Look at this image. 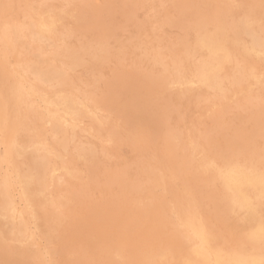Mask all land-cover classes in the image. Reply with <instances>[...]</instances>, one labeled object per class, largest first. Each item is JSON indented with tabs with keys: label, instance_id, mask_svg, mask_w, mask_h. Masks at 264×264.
Wrapping results in <instances>:
<instances>
[{
	"label": "rangeland",
	"instance_id": "1",
	"mask_svg": "<svg viewBox=\"0 0 264 264\" xmlns=\"http://www.w3.org/2000/svg\"><path fill=\"white\" fill-rule=\"evenodd\" d=\"M0 1V264H264V0Z\"/></svg>",
	"mask_w": 264,
	"mask_h": 264
},
{
	"label": "bare ground",
	"instance_id": "2",
	"mask_svg": "<svg viewBox=\"0 0 264 264\" xmlns=\"http://www.w3.org/2000/svg\"><path fill=\"white\" fill-rule=\"evenodd\" d=\"M33 1H34V0H33ZM36 1H37V0H36ZM47 1H48V0H47ZM88 1H89V0H88ZM120 1H121V0H120ZM179 1H180V0H179ZM191 1H192V0H191ZM234 1H235V0H234ZM0 2H1V1H0ZM45 2H46V1H45ZM84 2H86V1H84ZM84 2H82V3H84ZM127 2H128V0H127ZM176 2H177V1H176ZM197 2H198V1H197ZM225 2H226V1H225ZM253 2H254V1H253ZM261 2H262V1H261ZM26 3H27V2H26ZM90 3H91V1H90ZM104 3H106V2H104ZM159 3H160V2H159ZM168 3H169V2H168ZM201 3H202V2H201ZM226 3H227V2H226ZM238 3H239V2H238ZM259 3H260V2H259ZM259 3H258V5H259ZM10 4L12 5L13 2L11 3V1H10ZM17 4H18V3H17ZM27 4H28V3H27ZM44 4H45V3H44ZM44 4H43V5H44ZM76 4H77V3H76ZM79 4H80V3H79ZM106 4H107V3H106ZM124 4H125V3H124ZM165 4H166V3H165ZM188 4H189V3H188ZM228 4H229V3H228ZM249 4H250V3H249ZM251 4L253 5V3H251ZM251 4H250V5H251ZM261 4H262V3H261ZM64 5H65V4H64ZM159 5H160V4H159ZM189 5H190V4H189ZM243 5H244V4H243ZM250 5H247V6L251 8ZM1 6H2V5H1ZM45 6H46V5H45ZM54 6H55V4H54ZM54 6H53V7H54ZM68 6H69V4H68ZM72 6H73V5H72ZM77 6H78V5H77ZM88 6H90V5H88ZM100 6H101V5H100ZM109 6H111V5H109ZM116 6H117V5H116ZM157 6H158V5H157ZM183 6H184V5H183ZM193 6H194V5H193ZM247 6H246V7H247ZM261 6H262V5H261ZM16 7H17V6H16ZM36 7H37V6H36ZM38 7L40 8V7H42V6H38ZM70 7H71V6H70ZM70 7H69V8H70ZM79 7H80V6H79ZM102 7H103V6H102ZM125 7H126V6H125ZM142 7H143V6H142ZM170 7H171V6H170ZM241 7H242V6H241ZM258 7H259V6H258ZM4 8H5V7H4ZM4 8H3V9H4ZM29 8H30V7H29ZM87 8H88V7H87ZM106 8H107V7H106ZM108 8H109V7H108ZM138 8H139V7H138ZM171 8H172V7H171ZM171 8H170V9H171ZM174 8H175V7H174ZM253 8H254V7H253ZM253 8H252V9H253ZM3 9H2V10H3ZM14 9H16V8H14ZM18 9H19V8H18ZM24 9H25V8H24ZM36 9H37V8H36ZM36 9H34V10H36ZM50 9H52V8H50ZM56 9H57V8H56ZM90 9H91V8H90ZM109 9H111V8H109ZM119 9H120V8H119ZM132 9H133V8H132ZM158 9H159V8H158ZM191 9H192V8H191ZM11 10H12V9H11ZM31 10H32V9H31ZM31 10H30V11H31ZM53 10H54V9H53ZM68 10H69V9H68ZM70 10H71V9H70ZM79 10H80V9H79ZM117 10H118V8H117ZM151 10H153V9H151ZM248 10H249V9H248ZM14 11H15V10H14ZM47 11H48V10H47ZM57 11H58V10H57ZM57 11H56V12H57ZM60 11H61V10H60ZM74 11H75V10H74ZM100 11H101V10H100ZM171 11H172V10H171ZM174 11H175V9H174ZM263 11H264V9H263ZM2 12H3V11H2ZM45 12H46V11H45ZM49 12H50V11H49ZM49 12H48V13H49ZM75 12H76V11H75ZM162 12H163V11H162ZM41 13H42V12H41ZM46 13H47V12H46ZM129 13H130V12H129ZM3 14H4V13H3ZM20 14H21V13H20ZM35 14H36V13H35ZM35 14H33V15H35ZM49 14H51V13H49ZM94 14H95V13H94ZM131 14H132V13H131ZM137 14H138V13H137ZM155 14H156V13H155ZM155 14H153V15H155ZM175 14H176V13H175ZM26 15H27V14H26ZM38 15H40V14H38ZM63 15H64V13H63ZM65 15H67V14H65ZM99 15H100V14H99ZM153 15H152V17H153ZM165 15H166V14H165ZM8 16H9V15H8ZM40 16H41V15H40ZM44 16H45V15H44ZM49 16H50V15H49ZM69 16H71V15H69ZM72 16H73V15H72ZM78 16H79V15H78ZM106 16H107V15H106ZM129 16H130V15H129ZM137 16H138V15H137ZM157 16H158V13H157ZM2 17H3V16H2ZM10 17H11V16H10ZM35 17H36V16H35ZM45 17H46V16H45ZM45 17H44V18H45ZM50 17H51V16H50ZM52 17H53V16H52ZM58 17H59V16H58ZM60 17H61V16H60ZM65 17H66V16H65ZM75 17H77V16H75ZM80 17H81V16H80ZM152 17H151V18H152ZM171 17H172V16H171ZM4 18H5V17H4ZM12 18H13V16H12ZM38 18L40 19L41 17H38ZM46 18H47V17H46ZM46 18H45V19H46ZM53 18H54V17H53ZM77 18H78V17H77ZM82 18H83V17H82ZM82 18H81V19H82ZM96 18H97V17H96ZM100 18H101V17H100ZM148 18H149V16H148ZM178 18H179V17H178ZM9 19H10V18H9ZM51 19H52V18H51ZM94 19H95V18H94ZM131 19H132V18H130V20H131ZM6 20H7V19H6ZM70 20H71V19H70ZM75 20H76V19H75ZM127 20H129V19H127ZM140 20H141V19H140ZM140 20H139V21H140ZM212 20H213V19H212ZM214 20H215V19H214ZM10 21H11V20H10ZM47 21H48V19H47ZM80 21H81V20H80ZM85 21H86V20H85ZM134 21H135V20H134ZM201 21H202V20H201ZM1 22H2V21H1ZM3 22H4V20H3ZM17 22H18V21H17ZM35 22H36V21H35ZM38 22H39V21H38ZM43 22H44V20H43ZM43 22H41V23H43ZM54 22H55V21H54ZM126 22H127V21H126ZM135 22H136V21H135ZM153 22H154V21H153ZM212 22H213V21H212ZM7 23H8V21H7ZM55 23H56V22H55ZM64 23H65V22H64ZM64 23H63V24H64ZM87 23H88V22H87ZM122 23H123V22H122ZM127 23H128V22H127ZM129 23H130V22H129ZM129 23H128V25H129ZM165 23H166V22H165ZM209 23H210V22H209ZM20 24H21V23H20ZM76 24H77V23H76ZM81 24H82V23H81ZM124 24H125V23H124ZM166 24H168V23H166ZM214 24H215V23H214ZM230 24H231V23H230ZM1 25H2V24H1ZM5 25H6V24H5ZM16 25H17V24H16ZM18 25H19V24H18ZM48 25H49V24H48ZM77 25H78V24H77ZM84 25H86V24H84ZM154 25H155V24H154ZM231 25H232V24H231ZM231 25H230V26H231ZM37 26H38V25H37ZM44 26H45V25H44ZM51 26H52V25H51ZM60 26H61V25H60ZM68 26H69V23H68ZM86 26H87V25H86ZM135 26H136V24H135ZM141 26H142V25H141ZM145 26H146V25H145ZM145 26H144V27H145ZM170 26H171V25H170ZM214 26H215V25H214ZM6 27H7V26H6ZM45 27H47V24H46ZM52 27H53V26H52ZM118 27H119V26H118ZM122 27H123V26H122ZM122 27H121V28H122ZM124 27H125V26H124ZM158 27H159V26H158ZM236 27H237V26H236ZM236 27L234 26L233 28L235 29ZM42 28H43V26H42ZM47 28H48V27H47ZM49 28H50V27H49ZM53 28H54V27H53ZM138 28H139V27H138ZM3 29H4V28H3ZM7 29H8V28H7ZM44 29H45V28H44ZM154 29H155V28H154ZM201 29H202V28H201ZM203 29H204V28H203ZM8 30H9V29H8ZM57 30H58V29H57ZM88 30H89V29H88ZM119 30H120V29H119ZM128 30H129V29H128ZM193 30H194V29H193ZM205 30H206V29H205ZM230 30H231V29H230ZM58 31H59V30H58ZM76 31H78V30H76ZM231 31H232V30H231ZM235 31H236V30H235ZM1 32L4 33V31H1ZM9 32H10V31H9ZM50 32H51V31H50ZM126 32H129V31H126ZM236 32H237V31H236ZM24 33H25V32H24ZM48 33H49V32H48ZM59 33H61V32H59ZM75 33H77V32H75ZM75 33H74V34H75ZM109 33H111V32H109ZM123 33H125V32H123ZM152 33H153V32H152ZM181 33H182V32H181ZM199 33H200V32H199ZM46 34H47V33H46ZM50 34H51V33H50ZM114 34H115V33H114ZM153 34H154V33H153ZM196 34H198V33H196ZM232 34H233V33H232ZM27 35H28V34H27ZM54 35H55V34H54ZM57 35H58V34H57ZM72 35H73V34H72ZM115 35H116V34H115ZM130 35H131V34H130ZM199 35H200V34H199ZM3 36H4V35H3ZM52 36H53V35H52ZM83 36H85V35L83 34ZM90 36H91V35H90ZM197 36H198V35H197ZM135 37H136V36H135ZM52 38H53V37H52ZM57 38H58V37H57ZM75 38H76V37H75ZM127 38H129V37H127ZM1 39H2V38H1ZM4 39H5V36H4ZM25 39H26V38H25ZM122 39H123V38H122ZM125 39H126V38H125ZM130 39H131V38H130ZM178 39H179V38H178ZM5 40H6V39H5ZM5 40H4V41H5ZM26 40H27V39H26ZM50 40H51V39H50ZM76 40H77V39H76ZM97 40H98V39H97ZM102 40H103V39H102ZM107 40H108V39H107ZM115 40H116V39H115ZM141 40H142V39H141ZM147 40H148V39H147ZM24 41H25V40H24ZM27 41H28V40H27ZM66 41H67V40H66ZM80 41H81V40H80ZM105 41H106V40H105ZM109 41H111V40H109ZM143 41H144V40H143ZM8 42H9V41H8ZM62 42H63V41H62ZM93 42H94V41H93ZM128 42H129V41H128ZM128 42H127V43H128ZM131 42H132V41H131ZM149 42H150V41H149ZM6 43H7V42H6ZM78 43H79V42H78ZM104 43H105V42H104ZM129 43H130V42H129ZM197 43H199V42H197ZM9 44H10V43H9ZM27 44H28V43H27ZM32 44H33V43H32ZM68 44H69V43H68ZM74 44H75V43H74ZM102 44H103V43H102ZM106 44H107V42H106ZM111 44H112V43H111ZM174 44H175V43H174ZM10 45H12V43H11ZM39 45H40V44H39ZM94 45H95V44H94ZM107 45H108V44H107ZM126 45H127V44H126ZM150 45H151V43H150ZM192 45H193V44H192ZM13 46H14V45H13ZM33 46H34V45H33ZM33 46H32V47H33ZM35 46H36V45H35ZM37 46H38V44H37ZM69 46H70V45H69ZM101 46H102V45H101ZM74 47H75V46H74ZM142 47H143V46H142ZM166 47H167V46H166ZM188 47H190V46H188ZM10 48H11V46H10ZM16 48H17V46H16ZM36 48H37V47H36ZM68 48H69V47H68ZM68 48H67V49H68ZM164 48H165V47H164ZM167 48H168V47H167ZM190 48H191V47H190ZM23 49H24V48H23ZM37 49H38V48H37ZM159 49H160V48H159ZM170 49H171V48H170ZM43 50H44V49H43ZM156 50H157V49H156ZM171 50H172V49H171ZM171 50H170V51H171ZM17 51H18V50H17ZM20 51H21V50H20ZM20 51H18V52H20ZM51 51H53V50H51ZM2 52H3V51H2ZM45 52H46V51H45ZM161 52H162V51H161ZM21 53H22V51H21ZM49 53H50V52H49ZM51 53H52V52H51ZM46 54H47V53H46ZM58 54H59V53H58ZM64 54H65V53H64ZM158 54H159V53H158ZM10 55H11V54H10ZM25 55H26V54H25ZM53 55H54V54H53ZM8 56H9V55H8ZM0 57H1V56H0ZM48 57H49V56H48ZM124 58H125V57H124ZM12 59H14V58H12ZM16 59H17V58H16ZM49 60H50V59H49ZM5 63H6V62H5ZM259 63H260V62H259ZM10 64H11V63H10ZM17 65H18V63H17ZM19 65H21V62H20ZM19 65H18V66H19ZM94 65H95V64H94ZM43 66H44V65H43ZM52 66H53V65H52ZM130 66H131V65H130ZM21 67H22V66H21ZM8 68H9V67H8ZM8 68H7V69H8ZM14 68H15V67H14ZM133 68H134V67H133ZM170 68H171V67H170ZM260 68H261V67H260ZM4 69H5V68H4ZM136 69H137V67H136ZM138 69H140V68H138ZM13 70H14V69H13ZM176 70H177V69H176ZM254 70H255V69H254ZM15 71H16V70H15ZM17 71H18V69H17ZM186 71H187V70H186ZM68 72H69V71H68ZM82 72H83V71H82ZM6 73H7V72H6ZM16 73H17V72H16ZM102 73H103V72H102ZM131 73H133V72H131ZM141 73H143V71H142ZM177 73H179V72L177 71ZM177 73H175V74H177ZM14 74H15V73H14ZM71 74H72V73H71ZM134 74H135V73H134ZM15 75H18V74H15ZM100 75H101V74H100ZM158 75H159V74H158ZM179 75H180V74H179ZM78 76H79V75H78ZM112 76H113V75H112ZM154 76H155V75H154ZM171 76H172V75H171ZM174 76H175V75H174ZM13 77H14V76H13ZM20 77H21V76H20ZM136 77H137V76H136ZM6 78H7V76H6ZM70 78H71V77H70ZM151 78H152V77H151ZM170 78H171V77H170ZM177 78H178V77H177ZM11 79H12V78H11ZM20 79H21V78H20ZM178 79H179V78H178ZM25 80H26V79H25ZM157 80H158V79H157ZM8 81H9V80H8ZM154 81H155V80H154ZM261 81H262V80H261ZM179 82H180V81H179ZM12 84H14V83H12ZM21 84H22V83H21ZM29 84H30V83H29ZM33 84H34V83H33ZM262 84H263V83H262ZM262 84H261V85H262ZM23 85H24V83H23ZM26 85H27V84H26ZM34 85H35V84H34ZM34 85H33V86H34ZM192 85H193V84H192ZM258 85H259V84H258ZM10 86H11V85H10ZM24 86H25V85H24ZM29 86H30V85H29ZM38 86H40V85H38ZM41 86H42V84H41ZM174 86L176 87V85H174ZM182 86H183V85H182ZM7 87H9V86H7ZM22 87H23V86H22ZM12 88H13V87H12ZM14 88H15V87H14ZM24 88H26V87H24ZM34 88H35V86H34ZM76 88H77V87H76ZM168 88H169V86H168ZM176 88H177V87H176ZM193 88H194V87H193ZM17 89H19V88H17ZM28 89H29V88H28ZM44 89H45V88H44ZM74 89H75V88H74ZM187 89H188V88H187ZM10 90H11V89H10ZM26 90H27V89H26ZM30 90H31V89H30ZM78 90H79V89H78ZM8 91H9V90H8ZM21 91H22V90H21ZM21 91H20V92H21ZM39 91H40V90H39ZM39 91H37L38 94H39ZM51 91H52V90H51ZM53 91H54V90H53ZM59 91H60V90H59ZM68 91H69V90H68ZM80 91H81V90H80ZM176 91H177V90H176ZM176 91H175V92H176ZM56 92H58V91H56ZM64 92H65V91H64ZM77 92H78V91H77ZM252 92H253V91H252ZM31 93H32V92H31ZM45 93H46V92H45ZM45 93H44V95H45ZM47 93H49V91H48ZM67 93H69V92H67ZM96 93H97V92H96ZM172 93H173V92H172ZM176 93H177V92H176ZM24 94H26V93H24ZM33 94H34V92H33ZM49 94H50V93H49ZM178 94H179V93H178ZM11 95H12V94H11ZM26 95H27V94H26ZM31 95H32V94H31ZM54 95H55V94H54ZM79 95H80V94H79ZM170 95H172V94L170 93ZM176 95H177V94H176ZM28 96H30V95H28ZM35 96H36V95H35ZM42 96H43V95H42ZM101 96H102V95H101ZM166 96H167V95H166ZM253 96H254L253 98H255V95H253ZM256 96H257V95H256ZM16 97H17V96H16ZM26 97H27V96H26ZM82 97H83V96H82ZM145 97H146V95H145ZM163 97H164V96H163ZM169 97H171V96H169ZM174 97H175V96H174ZM239 97H240V96H239ZM259 97H260V96H259ZM19 98H20V97H19ZM21 98H22V96H21ZM83 98H84V97H83ZM222 98H223V97H222ZM257 98H258V97H257ZM26 99H27V98H26ZM36 99H37V98H36ZM88 99H89V98H87V100H88ZM169 99H170V98H169ZM255 99H256V98H255ZM255 99H254V100H255ZM22 100H23V99H22ZM24 100H25V99H24ZM24 100H23V101H24ZM28 100H30V98H29ZM28 100H26V102H27ZM160 100H161V99H160ZM165 100H166V99H165ZM19 101H20V100H19ZM19 101H18V103H20ZM23 101H22V102H23ZM39 101H40V99H39ZM222 101H223V100H222ZM10 102H11V100H10ZM24 102H25V101H24ZM93 102H94V101H93ZM153 102L155 103V101H153ZM241 102H242V101H241ZM241 102H240V103H241ZM259 102H260V101H259ZM4 103H5V102H4ZM4 103H3V104H4ZM83 103H84V102H83ZM87 103H88V102H87ZM160 103H161V102H160ZM167 103H168V102H167ZM218 103H220V102L218 101ZM237 103H238V101H237ZM243 103H244V102H243ZM249 103H250V102H249ZM261 103H262V102H261ZM263 103H264V102H263ZM25 104H26V103H25ZM29 104H30V102H29ZM33 104H34V103H33ZM40 104H41V103H40ZM40 104H39V105H40ZM150 104H151V105H150V107H151V106H152V102H151ZM222 104H224V103H222ZM227 104H228V103H227ZM227 104H226V105H227ZM251 104H252V103H251ZM23 105H24V104H23ZM155 105H156V104H155ZM168 105H170V103H169ZM235 105H236V103H235ZM240 105L242 106V104H240ZM244 105H245V103H244ZM247 105H248V104H247ZM254 105H257V102H256ZM258 105H259V104H258ZM262 105H263V104H262ZM33 106H34V105H33ZM44 106H45V105H44ZM88 106H89V105H88ZM158 106L160 107L161 105L158 104ZM162 106H163V105H162ZM164 106H165V105H164ZM23 107H24V106H23ZM25 107H26V106H25ZM30 107H31V104H30ZM51 107H52V106H51ZM93 107H94V106H93ZM145 107H146V106H145ZM159 107H158V108H159ZM220 107H221V106H220ZM225 107H226V106H225ZM229 107H231V106H229ZM235 107H236V106H235ZM251 107H252V106H251ZM257 107H258V106H257ZM39 108L42 109V107H39ZM46 108H47V107H46ZM53 108H54V107H53ZM115 108H116V107H115ZM121 108H122V107H121ZM147 108H148V107H147ZM162 108H163V107H162ZM244 108H245V107H244ZM246 108H247V107H246ZM254 108H255V107H254ZM145 109H146V108H145ZM150 109H151V108H150ZM164 109H167V108L165 107ZM220 109H221V108H220ZM227 109H228V108H227ZM231 109H232V108H231ZM249 109H250V108H249ZM249 109H248V110H249ZM17 110H18V108H17ZM29 110H31V109L29 108ZM34 110H35V109H34ZM93 110H94V109H93ZM129 110H130V109H129ZM132 110H133V109H132ZM156 110H157V109H156ZM168 110H169V109H168ZM168 110H166V111H168ZM225 110H226V109H225ZM244 110H245V109H244ZM244 110H243V111H244ZM20 111H21V110H20ZM39 111H40V110H39ZM58 111H59V110H58ZM152 111H153V109H152ZM157 111H158V110H157ZM160 111H161V110H160ZM233 111H234V110H233ZM239 111H240V110H239ZM27 112H28V111H27ZM45 112H47V111H45ZM56 112H57V109H56ZM59 112H60V111H59ZM67 112H68V111H67ZM95 112H96V111H95ZM102 112H103V111H102ZM106 112H107V111H106ZM132 112H133V111H132ZM155 112H156V111H155ZM22 113H23V112H22ZM22 113H21V114H22ZM24 113H25V112H24ZM28 113H29V112H28ZM37 113H38V112H37ZM125 113H126V111H125ZM147 113H149V112H147ZM150 113H151V112H150ZM160 113H161V112H160ZM160 113L158 114V116L160 115ZM164 113H165V112H164ZM164 113H163V114H164ZM166 113H167V112H166ZM221 113H222V112H221ZM227 113H228V112H227ZM25 114H26V113H25ZM101 114H102V113H101ZM130 114H131V113H130ZM135 114H136V113H135ZM140 114H142V110H141V113H140ZM151 114H152V113H151ZM156 114H157V113H156ZM230 114H231V113H230ZM5 115H6V114H5ZM28 115H29V114H27V116H28ZM45 115H46V113H45ZM107 115H108V114H107ZM132 115H133V114H132ZM168 115H170V114H168ZM242 115H243V114H242ZM8 116H9V115H8ZM50 116H53V115H50ZM60 116H61V114H60ZM60 116H59V117H60ZM97 116H98V114H97ZM122 116H124V115H122ZM128 116H129V115H128ZM139 116H140V115H139ZM142 116H143V115H142ZM158 116H157V117H158ZM161 116H162V115H161ZM231 116H232V115H231ZM248 116H249V115H248ZM258 116H259V115H258ZM261 116H262V115H261ZM4 117H5V116H4ZM44 117H45V116H44ZM55 117H56V116H55ZM103 117H104V116H103ZM103 117H102V118H103ZM126 117H127V116H126ZM133 117H134V116H133ZM135 117H136V116H135ZM152 117H153V116H152ZM152 117H150V120H151ZM162 117H164V116H162ZM162 117H161V118H162ZM221 117H222V116H221ZM251 117H252V116H251ZM256 117H257V116H256ZM8 118H9V117H8ZM28 118H29V117H28ZM63 118H64V117H63ZM142 118H143V117H142ZM142 118H141V119H142ZM145 118H146V117H145ZM145 118H144V119H145ZM165 118H166V117H165ZM167 118H168V117H167ZM209 118H210V117H209ZM213 118H214V115H213ZM249 118H250V117H249ZM35 119H36V117H35ZM45 119H46V118H44V120H45ZM47 119H48V118H47ZM112 119H113V118H112ZM117 119H119V118H117ZM134 119H135V118H134ZM144 119H143V120H144ZM216 119H217V118H216ZM247 119H248V117H247ZM3 120H5V119L3 118ZM21 120H22V119H21ZM25 120H26V119H25ZM54 120H55V119H54ZM101 120H102V119H101ZM155 120H156V119H155ZM210 120H212V119H210ZM210 120H209V121H210ZM220 120H221V119H220ZM257 120H258V119H257ZM26 121H28V120H26ZM39 121H40V120H39ZM67 121H68V120H67ZM102 121H103V120H102ZM116 121H117V120H116ZM119 121H121V120H119ZM125 121H126V120H125ZM125 121H124V123H125ZM164 121H165V120H164ZM204 121H205V120H204ZM209 121H208V122H209ZM212 121H213V120H212ZM223 121H224V120H223ZM225 121H226V120H225ZM258 121H259V120H258ZM35 122H36V121H35ZM122 122H123V121H122ZM126 122L128 123V121H126ZM133 122H134V121H133ZM157 122H158V121H157ZM220 122H221V121H220ZM29 123H30V122H29ZM106 123H107V122H106ZM114 123H115V122H114ZM118 123H119V122H118ZM120 123H121V122H120ZM124 123H123V125H124ZM141 123H143V122L141 121ZM158 123H159V122H158ZM216 123H217V122H216ZM231 123H232V122H231ZM3 124H4V122H3ZM3 124H2V125H3ZM102 124H103V122H102ZM121 124H122V123H121ZM128 124H129V123H128ZM128 124H127V125H128ZM130 124H131V123H130ZM137 124H138V123H137ZM144 124H146V123H144ZM167 124H168V122H167ZM198 124H199V123H198ZM225 124H227V123H225ZM228 124H229V123H228ZM228 124H227V125H228ZM6 125H7V124H6ZM42 125H43V124H42ZM42 125H41V126H42ZM46 125H48V124H46ZM78 125H79V124H78ZM86 125H87V124H86ZM127 125H126V128H127ZM133 125H135V124H133ZM139 125H141V124H139ZM146 125H147V124H146ZM160 125H161V124H159V126H160ZM201 125H202V123H201ZM213 125H214V124H213ZM48 126H49V125H48ZM121 126H122V125H121ZM162 126H163V125H162ZM162 126H161V127H162ZM196 126H197V125H196ZM196 126H195V127H196ZM198 126H199V125H198ZM210 126H211V125H210ZM210 126H209V127H210ZM216 126H217V125H216ZM225 126H226V125H225ZM45 127H46V126H45ZM93 127H94V125H93ZM124 127H125V126H124ZM134 127H135V126H134ZM142 127H143V126H142ZM145 127H146V126H145ZM164 127H165V126H164ZM226 127H227V126H226ZM64 128H65V127H64ZM78 128H79V127H78ZM108 128H109V127H108ZM147 128H148V126H147ZM153 128H154V127H153ZM204 128H205V126H204ZM24 129H25V128H24ZM43 129H44V128H43ZM66 129H67V128H66ZM132 129H133V128H132ZM134 129H136V128H134ZM165 129H166V128H165ZM168 129H169V127H168ZM195 129H196V128H195ZM11 130H12V129H11ZM11 130H10V131H11ZM38 130H39V129H38ZM89 130H90V129H89ZM119 130H121V129H119ZM138 130H139V129H138ZM138 130H137V131H138ZM157 130H158V129H157ZM198 130H199V129H198ZM204 130H205V129H204ZM209 130H210V128H209ZM215 130H216V129H215ZM226 130H227V129H226ZM30 131H31V130H30ZM90 131H91V130H90ZM123 131H125V130H123ZM123 131H121V132L123 133ZM140 131H141V130H140ZM148 131H149V130H148ZM151 131H152V130H151ZM165 131H166V130H165ZM172 131H174V130H172ZM207 131H208V130H207ZM210 131H211V130H210ZM93 132H94V131H93ZM111 132H112V131H111ZM121 132H120V133H121ZM132 132H135V131L132 130ZM174 132H175V131H174ZM0 133H1V132H0ZM44 133H46V132H44ZM47 133H48V132H47ZM49 133H50V132H49ZM98 133H99V132H98ZM101 133H103V132H101ZM115 133H116V131H115ZM195 133H196V131H195ZM208 133H209V132H207L206 136L208 135ZM222 133H223V132H222ZM247 133H248V132H247ZM259 133H260V132H259ZM259 133H258V134H259ZM10 134H11V133H10ZM90 134H91V132H90ZM107 134H108V133H107ZM124 134H125V133H124ZM138 134H139V133H138ZM170 134H171V133H170ZM202 134H203V133H202ZM260 134H261V133H260ZM12 135H13V134H12ZM12 135H11V136H12ZM40 135H41V134H40ZM48 135H49V134H48ZM75 135H76V134H75ZM108 135H109V134H108ZM108 135H107V137H108ZM176 135H177V134H176ZM180 135H181V134H180ZM200 135H201V134H200ZM204 135H205V134H204ZM0 136H1V134H0ZM114 136H115V134H114ZM123 136H124V135H123ZM123 136H122V137H123ZM172 136H173V135H172ZM191 136H193V135H191ZM198 136H199V135H198ZM214 136H215V135H214ZM37 137H38V136H37ZM169 137H170V136H169ZM177 137H178V136H177ZM209 137H210V136H209ZM218 137H219V136H218ZM45 138H46V137H45ZM49 138H50V137H49ZM55 138H56V137H55ZM120 138H121V137H120ZM120 138H119V139H120ZM126 138H127V137H126ZM143 138H145V137H143ZM170 138H171V137H170ZM191 138H192V137H191ZM191 138H190V139H191ZM196 138H197V137H196ZM203 138H206V137H203ZM247 138H248V137H247ZM6 139H7V138H6ZM50 139H51V138H50ZM78 139H79V138H78ZM111 139H112V137H111ZM145 139H146V138H145ZM145 139H143V140H145ZM168 139H169V138H168ZM176 139H177V138H176ZM199 139H200V138H199ZM259 139H260V138H259ZM51 140H52V139H51ZM102 140H103V139H102ZM115 140H116V139H115ZM166 140H167V139H166ZM169 140H170V139H169ZM169 140H167V141L169 142ZM174 140H175V139H174ZM178 140H179V138H178ZM202 140H203V139H202ZM204 140H205V139H204ZM251 140H253V139H251ZM69 141H70V140H69ZM148 141H149V140H148ZM176 141H177V140H176ZM189 141H191V140H189ZM197 141H198V140H197ZM200 141H201V140H200ZM225 141H226V140H225ZM260 141H261V139H260ZM50 142H51V141H50ZM81 142H82V140H81ZM104 142H105V141H104ZM142 142H143V141H142ZM179 142H180V141H179ZM187 142H188V141H187ZM198 142H199V141H198ZM75 143H76V142H75ZM174 143H175V142H174ZM191 143H192V142H191ZM3 144H4V143H3ZM56 144H57V143H56ZM141 144H142V143H141ZM166 144H167V143H166ZM175 144H176V143H175ZM178 144H179V143H178ZM183 144H184V143H183ZM183 144H182V145H183ZM0 145H1V144H0ZM10 145H11V144H10ZM84 145H85V144H84ZM107 145H108V144H107ZM109 145H112V146H113V144H111V142H109ZM147 145H148V144H147ZM170 145H173V144H170ZM190 145H191V144H190ZM190 145H189V146H190ZM193 145H194V144H193ZM198 145H199V144H198ZM87 146H88V145H87ZM143 146H144V145H143ZM143 146H142V147H143ZM159 146H161V145H159ZM195 146H196V145H195ZM201 146H202V145H201ZM206 146H207V145H206ZM249 146H250V145H249ZM0 147H1V146H0ZM10 147H11V146H10ZM139 147H140V146H139ZM176 147H177V146H176ZM196 147H197V146H196ZM202 147H203V146H202ZM111 148H112V147H111ZM148 148H149V146H148ZM148 148H147V149H148ZM162 148H163V146H162ZM164 148H165V147H164ZM166 148H167V147H166ZM207 148H209V146H208ZM248 148H249V147H248ZM52 149H53V148H52ZM75 149H76V148H75ZM145 149H146V146H145ZM152 149H153V148H152ZM181 149H182V148H181ZM185 149H187V148H185ZM195 149H196V148H195ZM195 149H194V150H195ZM209 149H210V148H209ZM222 149H223V148H222ZM0 150H1V149H0ZM56 150H57V149H56ZM58 150H59V149H58ZM100 150H101V149H100ZM148 150H149V149H148ZM156 150H157V149H156ZM178 150H179V148H178ZM178 150H177V151H178ZM182 150H184V147H183ZM188 150H189V149H188ZM191 150H193V149H191ZM211 150H212V149H211ZM213 150H214V148H213ZM257 150H259V149H257ZM260 150H261V149H260ZM51 151H52V150H51ZM60 151H61V150H60ZM75 151H76V150H75ZM75 151H74V152H75ZM161 151H162V150H161ZM166 151H167V150H166ZM166 151H165V152H166ZM3 152H4V149H3ZM3 152H1V153H3ZM6 152H7V151H6ZM72 152H73V150H72ZM72 152H71V153H72ZM145 152H147V151H145ZM159 152H160V151H159ZM48 153H49V152H48ZM64 153H65V152H64ZM147 153H148V152H147ZM150 153H151V152H150ZM160 153H161V152H160ZM168 153H169V152H168ZM185 153L187 154V152H185ZM192 153H193V152H192ZM194 153H195V152H194ZM238 153H239V152H238ZM3 154H4V153H3ZM3 154H2V155H3ZM89 154H90V153H89ZM111 154H112V153H111ZM151 154H154V153H151ZM156 154H157V153H156ZM161 154H162V153H161ZM161 154H160V155H161ZM164 154H165V153H164ZM180 154H181V152H180ZM219 154H220V153H219ZM221 154H222V153H221ZM234 154H235V153H234ZM258 154H259V153H258ZM6 155H7V154H6ZM11 155H12V154H11ZM51 155H52V154H51ZM181 155H182V154H181ZM191 155H192V154H191ZM213 155H214V154H213ZM216 155H217V154H216ZM231 155H232V154H231ZM16 156H17V155H16ZM97 156H98V155H97ZM150 156H151V155H150ZM167 156H168V154H167ZM179 156H180V155H178L177 157H179ZM183 156H184V154H183ZM189 156H190V155H189ZM218 156H219V155H218ZM232 156H233V155H232ZM112 157H113V156H112ZM151 157H152V156H151ZM151 157H150V158H151ZM200 157H201V156H200ZM236 157H237V156H236ZM240 157H241V156H240ZM256 157H257V156H256ZM51 158H52V157H51ZM152 158H153V157H152ZM152 158H151V159H152ZM166 158H167V157H166ZM190 158H191V157H190ZM190 158H189V159H190ZM195 158H197V157L195 156ZM232 158H233V157H232ZM259 158H260V157H259ZM4 159H5V158H4ZM10 159H11V158H10ZM69 159H70V158H69ZM78 159H80V158H78ZM83 159H84V158H83ZM115 159H116V158H115ZM115 159H114V160H115ZM146 159H147V158H146ZM151 159H150V160H151ZM173 159H174V158H173ZM186 159H187V158H186ZM199 159H200V158H199ZM76 160H77V159H76ZM143 160H144V159H143ZM156 160H158V159H156ZM162 160H163V158H162ZM166 160H169V159H166ZM181 160H182V159H181ZM192 160H193V159H192ZM232 160H233V159H232ZM5 161H6V160H5ZM7 161H8V160H7ZM258 161H259V160H258ZM65 162H66V161H65ZM150 162L154 163L155 161H154V162H153V161H150ZM182 162H184V161H182ZM190 162H191V161H190ZM196 162H197V161H196ZM61 163H62V162H61ZM69 163H70V162H69ZM76 163H77V162H76ZM76 163H75V164H76ZM109 163H111V162H109ZM141 163H143V162H141ZM144 163H145V162H144ZM144 163H143V164H144ZM160 163H161V162H160V160H159V164H160ZM3 164H4V163H3ZM32 164H33V163H32ZM49 164H50V163H49ZM55 164H56V163H55ZM156 164H157V163H156ZM163 164H164V163H163ZM182 164H183V163H181V166H182ZM184 164H185V163H184ZM193 164H194V163H193ZM28 165H30V164H28ZM83 165H84V164H83ZM94 165H95V164H94ZM154 165H155V164H154ZM154 165H153V166H154ZM170 165H171V164H170ZM186 165H187V164H186ZM186 165H185V166H186ZM3 166H4V165H3ZM17 166H18V165H17ZM61 166H63V165H61ZM143 166H144V165H143ZM163 166H164V165H163ZM166 166H167V165H166ZM187 166H188V165H187ZM11 167H12V166H11ZM31 167H32V166H31ZM81 167H82V166H81ZM88 167H89V166H88ZM24 168H25V167H24ZM51 168H52V167H51ZM67 168H68V167H67ZM142 168H143V167H142ZM19 169H20V168H19ZM28 169H29V168H28ZM77 169H78V168H77ZM145 169H146V168H145ZM187 169H188V168H187ZM190 169H191V168H190ZM3 170H4V169H3ZM9 170H10V168H9ZM12 170H13V169H12ZM32 170H33V168H32ZM48 170H50V169L48 168ZM69 170H71V169H69ZM75 170H76V169H74L73 172H75ZM82 170H83V169H82ZM85 170H86V169H85ZM170 170H171V169H170ZM170 170H169V171H170ZM182 170H183V169H182ZM185 170H186V169H185ZM6 171H7V170H6ZM10 171H11V170H10ZM53 171H54V170H53ZM88 171H89V170H88ZM102 171H103V170H102ZM111 171H112V170H111ZM140 171H141V170H140ZM142 171H144V170H142ZM158 171H159V170H158ZM179 171H180V169H179ZM190 171H191V170H190ZM0 172H1V171H0ZM2 172H3V171H2ZM76 172H77V171H76ZM164 172H165V171H164ZM181 172H182V171H181ZM185 172H186V171H185ZM185 172H183V173H185ZM8 173H10V172H8ZM31 173H32V172H31ZM63 173H64V172H63ZM63 173H62V174H63ZM93 173H94V172H93ZM102 173L104 174V172H102ZM143 173H144V172H143ZM146 173H147V172H146ZM159 173H160V172H159ZM36 174H37V173H36ZM48 174H50V172H49ZM91 174H92V173H91ZM151 174H152V173H151ZM180 174H181V173H180ZM185 174H186V173H185ZM189 174H190V173H189ZM14 175H15V174H14ZM75 175H76V174H75ZM77 175H78V173H77ZM77 175H76V176H77ZM85 175H86V174H85ZM11 176H12V175H11ZM78 176H79V175H78ZM83 176H84V175H83ZM86 176H87V175H86ZM91 176H92V175H91ZM142 176H143V175H142ZM176 176H177V175H176ZM8 177H9V176H8ZM13 177H14V176H13ZM37 177H38V176H37ZM50 177H51V176H50ZM58 177H60V176H58ZM71 177H72V176H71ZM118 177H119V176H118ZM122 177H123V175H122ZM138 177H139V176H138ZM31 178H32V177H31ZM140 178H142V177H140ZM56 179H57V178H56ZM85 179H86V178H85ZM85 179H84V180H85ZM90 179H91V178H90ZM93 179H94V178H93ZM152 179H153V178H152ZM163 179H164V177H163ZM168 179H169V178H168ZM10 180H11V178H10ZM31 180H32V179H31ZM54 180H55V179H54ZM66 180H67V179H66ZM104 180H105V179H104ZM107 180H108V179H107ZM149 180H150V179H149ZM191 180H192V179H191ZM61 181H62V180H61ZM85 181H86V180H85ZM95 181H96V180H95ZM98 181H99V180H98ZM121 181H122V180H121ZM124 181H126V180H124ZM147 181H148V179H147ZM15 182H16V181H15ZM25 182H26V181H25ZM54 182H55V181H54ZM58 182H60V181H58ZM74 182H75V181H74ZM74 182H73V183H74ZM77 182H78V181H77ZM89 182H90V181H89ZM92 182H93V181H92ZM96 182H97V181H96ZM132 182H133V181H132ZM132 182H131V183H132ZM46 183H47V182H46ZM49 183H51V181H50ZM56 183H57V182H56ZM99 183H100V182H99ZM116 183H117V182H116ZM120 183H121V182H120ZM133 183H134V182H133ZM133 183H132V184H133ZM146 183L149 184L148 182H146ZM206 183H207V182H206ZM53 184H54V183H53ZM53 184H52V185H53ZM87 184H88V183H87ZM92 184H93V183H92ZM94 184H95V183H94ZM94 184H93V185H94ZM101 184H102V182H101ZM105 184H106V183H105ZM111 184H112V182H111ZM135 184H136V183H135ZM135 184H134V185H135ZM14 185H16V183H15ZM47 185H48V184H47ZM47 185H46V186H47ZM72 185H73V184H72ZM117 185H118V184H117ZM124 185H125V184H124ZM128 185H129V184H128ZM130 185H131V184H130ZM134 185H133V187H134ZM46 186H45V187H46ZM49 186H50V185H49ZM56 186H57V185H56ZM56 186H54V187H56ZM62 186H63V185H62ZM70 186H71V185H70ZM103 186H104V185H103ZM118 186H119V185H118ZM121 186H122V185H121ZM135 186H136V185H135ZM184 186H185V185H184ZM209 186H210V185H209ZM14 187H16V186H14ZM73 187H74V186H73ZM98 187H99V186H98ZM159 187H160V186H159ZM46 188H47V187H46ZM89 188H90V187H89ZM130 188H131V187H130ZM134 188H135V187H134ZM137 188H139V187H137ZM141 188H142V187H141ZM193 188H194V187H193ZM15 189H17V188H15ZM68 189H70V187H69ZM56 190H57V189H56ZM135 190H137V189L135 188ZM19 191H20V190H19ZM71 191H72V190H71ZM74 191H75V190H74ZM45 192H46V191H45ZM138 192H139V191H138ZM145 192H146V191H145ZM185 192H186V191H185ZM185 192H184V193H185ZM214 192H215V191H214ZM59 193H60V192H59ZM61 193H63V192H61ZM18 194H19V193H18ZM40 194H41V193H40ZM46 194H47V193H46ZM25 195H26V194H25ZM184 195H185V194H184ZM219 195H220V194H219ZM233 195H234V194H233ZM19 197H20V196H19ZM51 197H52V196H51ZM56 197H57V196H56ZM15 198H16V197H15ZM29 198H30V196H29ZM64 198H65V197H64ZM153 198H154V197H153ZM18 199H19V198H18ZM25 199H26V198H25ZM54 199H55V198H54ZM58 199H59V198H58ZM61 199H62V198H61ZM64 200H65V199H64ZM66 200H67V199H66ZM69 200H70V199H69ZM79 200H80V199H79ZM19 201H20V200H18V202H19ZM56 201H57V200H56ZM71 201H72V200H71ZM149 201H150V200H149ZM209 201H210V200H209ZM40 202H41V201H40ZM67 202H68V201H67ZM69 202H70V201H69ZM80 202H81V201H80ZM163 202H164V201H163ZM220 202H221V201H220ZM222 202H223V201H222ZM47 203H48V202H47ZM56 203H57V202H56ZM19 204H20V203H19ZM62 204H63V203H62ZM128 204H129V203H128ZM167 204H168V203H167ZM187 204H188V203H187ZM190 204H191V203H190ZM227 204H228V203H227ZM53 205H56V204H53ZM72 205H73V204H72ZM74 205H75V204H74ZM74 205H73V206H74ZM130 205H131V203H130ZM213 205H214V203H213ZM58 206H59V204H58ZM225 206H226V205H225ZM45 207H46V206H45ZM71 207H72V206H71ZM91 207H92V206H91ZM228 207H229V206H228ZM47 208H48V207H47ZM47 208H46V209H47ZM59 208H60V207H59ZM142 208H144V207L142 206ZM229 208H230V207H229ZM19 209H20V208H19ZM43 209H44V208H43ZM97 209H98V208H97ZM213 209H214V208H213ZM215 209H216V208H215ZM223 209H224V208H223ZM231 209H232V208H231ZM22 210H23V209H22ZM29 210H30V209H29ZM60 210H61V209H60ZM60 210H59V211H60ZM25 211H26V210H25ZM25 211H24V212H25ZM34 211H35V210H34ZM53 211H54V210H53ZM69 211H70V210H69ZM69 211H68V212H69ZM127 211H128V210H127ZM175 211H176V210H175ZM219 211H220V210H219ZM68 212H67V213H68ZM88 212H89V210H88ZM231 212H232V211H231ZM11 213H12V212H11ZM16 213H17V212H16ZM31 213H32V211H31ZM60 213H61V211H60ZM67 213H66V214H67ZM73 213H74V212H73ZM173 213H174V212H173ZM224 213H225V212H224ZM22 214H23V211H22ZM53 214H54V213H53ZM69 214H70V213H69ZM71 214H72V213H71ZM221 214H222V213H221ZM62 215H63V214H62ZM198 215H199V214H198ZM218 215H219V214H218ZM49 216H51V215H49ZM64 216H65V214H64ZM262 216H263V215H262ZM25 217H26V216H25ZM31 217H32V216H31ZM47 217H48V216H47ZM215 217H217V216H215ZM45 218H46V217H45ZM58 218H59V216H58ZM209 218H210V217H209ZM67 219H68V218H67ZM70 219H71V218H70ZM201 219H202V218H201ZM48 220H50V219L48 218ZM53 220H54V218H53ZM68 220H69V219H68ZM205 220H206V219H205ZM214 220H215V219H214ZM26 221H27V220H26ZM220 221H221V220H220ZM10 222H11V221H10ZM193 222H194V221H193ZM200 222H201V221H200ZM207 222H208V221H207ZM197 223H198V222H197ZM208 223H209V222H208ZM29 224H30V223H29ZM35 224H36V223H35ZM48 224H49V223H48ZM140 224H141V223H140ZM226 224H227V223H226ZM190 225H191V224H190ZM203 225H204V224H203ZM231 225H232V224H231ZM257 225H258V224H257ZM204 226H205V225H204ZM210 226H211V225H210ZM233 226H234V225H233ZM241 226H242V225H241ZM5 227H6V226H5ZM29 227H30V226H29ZM47 227H48V225H47ZM175 227H176V226H175ZM182 227H183V226H182ZM202 227H203V226H202ZM32 228H33V227H32ZM49 228H50V227H49ZM224 228H225V227H224ZM29 229H30V228H29ZM33 229H34V228H33ZM50 230H52V229L50 228ZM175 230H176V229H175ZM207 230H208V229H207ZM152 231H153V230H152ZM186 231H187V229H186ZM208 231H210V230H208ZM218 231H219V230H218ZM221 231H222V230H221ZM193 232H194V234H192V235L198 236L200 231H199V230H194ZM193 232H192V233H193ZM34 233H36V232H34ZM36 235H37V234H36ZM166 236H167V235H166ZM215 237H216V236H215ZM196 238H197V237H196ZM11 239H12V238H11ZM36 239H37V238H36ZM197 239H199V238H197ZM37 240H40V239H37ZM64 240H65V239H64ZM57 241H58V240H57ZM201 242H202V239H201ZM11 243H12V242H11ZM41 243H42V242H41ZM56 244H57V243H56ZM54 245H55V243H54ZM41 246H42V245H41ZM248 246H249V245H248ZM250 246H251V245H250ZM252 246H253V245H252ZM11 247H12V246H11ZM166 247H167V246H166ZM256 247H257V246H256ZM258 247H259V246H258ZM260 247H261V246H260ZM4 248H5V247H4ZM34 248H35V247H34ZM42 248H43V247H42ZM169 248H170V246H169ZM13 249H14V248H13ZM35 249H36V248H35ZM169 250H170V249H169ZM15 251H16V250H15ZM30 251H31V250H30ZM166 251H167V249H166ZM183 251H184V250H183ZM12 252H13V251H12ZM45 252H46V251H45ZM45 252H44V253H45ZM119 252H120V250H119ZM10 253H11V252H10ZM100 253H101V252H100ZM126 253H128V252H126ZM8 254H9V253H8ZM11 254H12V253H11ZM39 254H40V253H39ZM137 254H138V253H137ZM9 255H10V254H9ZM53 255H54V254H53ZM56 256H57V255H56ZM261 256H262V255H261ZM45 257H46V256H45ZM116 257H117V256H116ZM131 258H132V257H131ZM11 259H12V258H11ZM60 259H61V258H60ZM24 260H25V259H24ZM46 260H47V259H46ZM89 261H90V260H89ZM150 261H151V259H150ZM103 262H104V261H103ZM211 262H212V261H211ZM1 263H2V262H1ZM46 264H47V263H46ZM149 264H150V263H149Z\"/></svg>",
	"mask_w": 264,
	"mask_h": 264
}]
</instances>
